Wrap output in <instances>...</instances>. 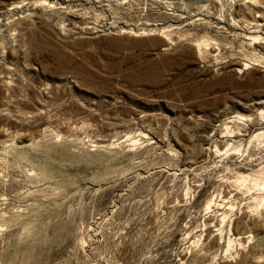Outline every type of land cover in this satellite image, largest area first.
I'll use <instances>...</instances> for the list:
<instances>
[{
  "label": "rangeland",
  "instance_id": "374dc122",
  "mask_svg": "<svg viewBox=\"0 0 264 264\" xmlns=\"http://www.w3.org/2000/svg\"><path fill=\"white\" fill-rule=\"evenodd\" d=\"M0 264H264V0H0Z\"/></svg>",
  "mask_w": 264,
  "mask_h": 264
}]
</instances>
